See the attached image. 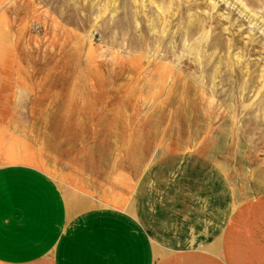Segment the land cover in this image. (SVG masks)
I'll return each instance as SVG.
<instances>
[{"label":"rangeland","instance_id":"rangeland-1","mask_svg":"<svg viewBox=\"0 0 264 264\" xmlns=\"http://www.w3.org/2000/svg\"><path fill=\"white\" fill-rule=\"evenodd\" d=\"M8 164L154 230L176 180L264 198V0H0Z\"/></svg>","mask_w":264,"mask_h":264},{"label":"crops","instance_id":"crops-1","mask_svg":"<svg viewBox=\"0 0 264 264\" xmlns=\"http://www.w3.org/2000/svg\"><path fill=\"white\" fill-rule=\"evenodd\" d=\"M184 186L173 181L180 200L161 206L154 230L141 220L145 205L139 217L116 206L80 209L47 172L8 164L0 168V264H264V198L233 211L223 190L192 189L186 200Z\"/></svg>","mask_w":264,"mask_h":264}]
</instances>
